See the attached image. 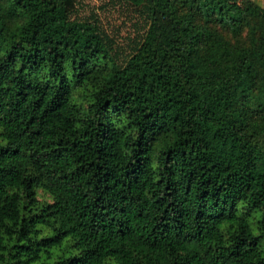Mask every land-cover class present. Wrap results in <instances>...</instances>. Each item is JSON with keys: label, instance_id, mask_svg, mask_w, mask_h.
Masks as SVG:
<instances>
[{"label": "trees", "instance_id": "16d2710c", "mask_svg": "<svg viewBox=\"0 0 264 264\" xmlns=\"http://www.w3.org/2000/svg\"><path fill=\"white\" fill-rule=\"evenodd\" d=\"M99 1L0 0V264H264V8Z\"/></svg>", "mask_w": 264, "mask_h": 264}, {"label": "rangeland", "instance_id": "374dc122", "mask_svg": "<svg viewBox=\"0 0 264 264\" xmlns=\"http://www.w3.org/2000/svg\"><path fill=\"white\" fill-rule=\"evenodd\" d=\"M87 7L86 10H89L91 6H98L100 4L99 0H85ZM102 23L106 28H111L113 32H115V36L120 43H127L128 36H133V27L131 22L133 19L127 18L124 13L116 11L115 9H110L105 12H100ZM125 22V23H122Z\"/></svg>", "mask_w": 264, "mask_h": 264}, {"label": "crops", "instance_id": "0c3cea01", "mask_svg": "<svg viewBox=\"0 0 264 264\" xmlns=\"http://www.w3.org/2000/svg\"><path fill=\"white\" fill-rule=\"evenodd\" d=\"M256 1L258 4H260L264 8V0H253Z\"/></svg>", "mask_w": 264, "mask_h": 264}]
</instances>
